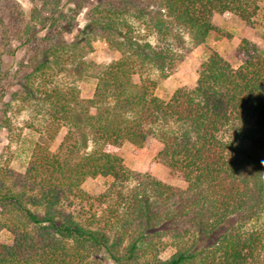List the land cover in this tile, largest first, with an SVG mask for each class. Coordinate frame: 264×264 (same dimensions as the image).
I'll return each mask as SVG.
<instances>
[{
  "label": "trees",
  "instance_id": "16d2710c",
  "mask_svg": "<svg viewBox=\"0 0 264 264\" xmlns=\"http://www.w3.org/2000/svg\"><path fill=\"white\" fill-rule=\"evenodd\" d=\"M28 1L26 17L15 0H0V114L26 102L44 122L24 172L0 164V231L11 235L0 264H264V52L242 38L234 68L210 50L192 88L155 94L186 40L230 37L215 14L253 28L261 0ZM97 37L120 57L87 62ZM10 40L24 51L3 70V55L15 54ZM64 75L95 78L92 97L81 100ZM150 138L184 188L132 171L108 150L127 142L139 151ZM87 178L110 183L92 196L81 187Z\"/></svg>",
  "mask_w": 264,
  "mask_h": 264
},
{
  "label": "rangeland",
  "instance_id": "374dc122",
  "mask_svg": "<svg viewBox=\"0 0 264 264\" xmlns=\"http://www.w3.org/2000/svg\"><path fill=\"white\" fill-rule=\"evenodd\" d=\"M21 7L24 15H29L32 4L28 0H15ZM73 7L70 3L65 4L64 8ZM260 13L255 19L254 27L244 25L237 17L225 13L216 16L213 23L219 27L223 33H228L229 38L217 37L211 34L203 45L192 46L186 40L187 53L182 61L177 64L172 74L164 80H160L155 94L167 100L173 91L179 87L186 86L192 88L197 78L198 65L207 58L210 50L217 51L235 68L238 63L233 60L232 54L242 38H246L258 45L264 52V0L260 2ZM85 10L77 16L78 27H83L85 23ZM6 19V17H5ZM75 33V32H74ZM73 33V34H74ZM152 40V39H151ZM9 46L14 49V57H8L4 54V67L13 69L19 56L24 48L18 46L16 40H10ZM118 51L110 48L102 37H97L91 44L90 51L86 54V61L92 62L98 66H104L118 59ZM5 81V80H4ZM61 81L69 86H74L81 100H87L92 97L95 89L96 80L91 75L82 78H76L71 75L61 76ZM137 82V77H133ZM5 84V83H4ZM3 84V85H4ZM6 85V84H5ZM9 90L3 101L9 99ZM7 122L6 126L0 124V164L8 165L12 170L22 173L25 171L33 145L39 140V131L43 129L44 117L42 112H37L36 108L26 102H11L9 110L5 115L0 114V119ZM66 134V128L61 127L59 132L50 146L52 152L56 151ZM161 144L155 139H148L141 150H135L129 143L124 142L117 147H108L109 151L117 153L123 160L126 168L137 172H149L155 179L167 184L184 188V183L179 176H172L168 169L159 163L156 159ZM110 183L109 179L104 178H87L81 185L82 189L92 196L102 194ZM76 208V207H75ZM74 207L72 209H75ZM71 209V210H72ZM235 220H230L229 223ZM228 223V224H229ZM224 225L219 233L224 231L228 226ZM11 235L6 230L0 231V242L9 243ZM172 253L166 250L160 254L161 258H166ZM102 264H113L107 257H104Z\"/></svg>",
  "mask_w": 264,
  "mask_h": 264
},
{
  "label": "crops",
  "instance_id": "0c3cea01",
  "mask_svg": "<svg viewBox=\"0 0 264 264\" xmlns=\"http://www.w3.org/2000/svg\"><path fill=\"white\" fill-rule=\"evenodd\" d=\"M224 14H225V13H224ZM219 15H221V14H215V15L213 16L212 20L215 21V20H216V16H219Z\"/></svg>",
  "mask_w": 264,
  "mask_h": 264
}]
</instances>
